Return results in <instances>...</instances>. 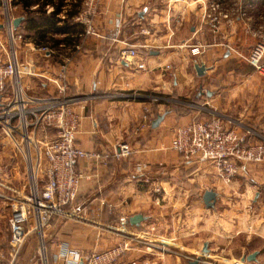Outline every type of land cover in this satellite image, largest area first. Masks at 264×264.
Returning a JSON list of instances; mask_svg holds the SVG:
<instances>
[{
	"label": "crops",
	"instance_id": "obj_1",
	"mask_svg": "<svg viewBox=\"0 0 264 264\" xmlns=\"http://www.w3.org/2000/svg\"><path fill=\"white\" fill-rule=\"evenodd\" d=\"M85 1L30 0L26 10L14 6L19 14L12 17H24L15 30L24 39L16 40L15 49L28 94L58 96L65 69L66 97L73 98L80 117L77 144L108 154L80 160L85 177L73 209L83 217L52 220L45 231L48 264L63 263L57 259L63 244L101 251L126 237L132 248L115 264H151L146 257L152 247L145 245L180 249L171 264H188L199 255L200 264H264V159L247 163L227 182L211 162L183 161L171 148L178 126L215 116L225 128L247 134L248 143L264 141V77L248 63L254 71L242 75L235 68L230 84L222 73L217 84L211 81L227 68L228 45L248 54L257 34H264L256 20L264 0H216L232 18L217 29L204 17L215 0H101L95 34H87L78 19ZM52 17L66 29H48ZM195 45L200 53L193 52ZM127 46L137 49L135 58L123 57ZM197 64L206 66L204 74ZM159 115L164 118L153 127ZM119 142L132 146L131 156H113ZM208 190L217 193L212 208L204 201ZM136 214L144 216L138 225L130 223ZM121 217L128 218V234L114 228ZM254 252L257 261L242 260Z\"/></svg>",
	"mask_w": 264,
	"mask_h": 264
},
{
	"label": "built area",
	"instance_id": "obj_2",
	"mask_svg": "<svg viewBox=\"0 0 264 264\" xmlns=\"http://www.w3.org/2000/svg\"><path fill=\"white\" fill-rule=\"evenodd\" d=\"M101 0H86L85 7L78 19L86 25L87 34H95L93 18ZM242 16L248 17L246 10ZM205 19L217 29L221 20L230 22V13L223 8L222 2H210L204 13ZM11 30V27H10ZM15 40H23L21 34L11 30ZM257 40L248 54L239 53L240 58L251 64L258 74L264 77V34H257ZM39 49L46 51V47ZM194 53H200L195 45ZM123 57L138 55L136 48L127 46ZM145 68L144 63H139ZM24 64L18 58L16 49L0 59V133L7 136L14 145L25 152L29 164V194L25 200L9 197L13 201L10 218L11 238L10 259L3 262L0 251V264H14L19 251L33 233L37 232L47 255L45 231L56 217L78 215L73 209L81 182L85 177L78 165L82 159H106L108 154L96 150H86L77 144V132L80 117L73 109V98L66 97L68 81L65 69L60 74L58 96L36 98L28 94L22 85L20 76ZM141 126L148 124V118ZM247 134L235 128L227 129L219 116L190 122L174 130L171 148L186 162L202 160L211 162L218 176L230 182L249 162L264 159V141L248 143ZM133 148L127 142H119L113 148V156L126 158L131 156ZM128 218L121 217L117 232L128 234ZM132 248V240L122 239L114 246L101 251L84 252L69 245H61L57 259L61 264H115L121 256ZM42 255V253H41ZM47 264V256H43Z\"/></svg>",
	"mask_w": 264,
	"mask_h": 264
},
{
	"label": "rangeland",
	"instance_id": "obj_3",
	"mask_svg": "<svg viewBox=\"0 0 264 264\" xmlns=\"http://www.w3.org/2000/svg\"><path fill=\"white\" fill-rule=\"evenodd\" d=\"M258 3L259 6H262L260 2ZM262 9L263 11H261ZM262 9L256 10V20L258 23L260 22L264 24V18H261V16L264 15V8ZM16 14H19V9H15L10 0H0V24H3V27H0V59L2 60L6 59L9 52L17 48L16 40L12 37L10 30V27L12 26V17ZM234 52L235 51H231V56L226 60V70H221L219 74L215 73L211 79L212 83L217 84L221 81L218 76L221 73L222 76H224L225 82H227L226 84L232 83L235 80V74L232 73L235 68L242 69V75L254 69L246 61H244L243 58V61L238 59L240 56H237ZM23 147L24 144L22 145V149L16 147L14 143L7 138V136L0 133V251L3 256V262H7L8 259H10V218L13 210V201L9 200V197L15 196L16 198L25 200V197L29 194V164L25 157ZM145 246L150 248L152 247V249H150V251L152 250L151 253L148 254V257H146V259H149L150 262H152L151 264H155V261L156 264H161L165 262V260L168 264H171V259H175L177 252L181 253L180 249L170 246ZM40 248L41 243L39 235L35 232L32 236H30L25 245L19 251L14 264H42L44 260L41 255ZM46 259L48 264L49 257L47 256ZM210 262L213 264H225L224 262L216 260H210Z\"/></svg>",
	"mask_w": 264,
	"mask_h": 264
},
{
	"label": "water",
	"instance_id": "obj_4",
	"mask_svg": "<svg viewBox=\"0 0 264 264\" xmlns=\"http://www.w3.org/2000/svg\"><path fill=\"white\" fill-rule=\"evenodd\" d=\"M23 21H24L23 16L14 18L12 20L11 30L15 32V30L20 26L21 22H23ZM0 27H3V24H0ZM196 69H197L198 74L202 75L206 72L207 68L204 64H202V65L197 64ZM163 118H164V115H159L153 121L152 126L157 127L160 124V122L163 120ZM216 199H217V193L214 190H208L205 192L204 201H205L207 207H210V208L214 207ZM142 220H144V216L141 214H136L130 218V223L134 224V225H138ZM208 252H209V248L207 247V245H205L203 248V253H208ZM257 255H258V253L254 252V253L244 257L242 260L243 261L244 260L257 261ZM202 261H203V256L199 255L197 257H194L192 260H190L188 262V264H200V262H202Z\"/></svg>",
	"mask_w": 264,
	"mask_h": 264
},
{
	"label": "trees",
	"instance_id": "obj_5",
	"mask_svg": "<svg viewBox=\"0 0 264 264\" xmlns=\"http://www.w3.org/2000/svg\"><path fill=\"white\" fill-rule=\"evenodd\" d=\"M29 1L30 0H11V4L13 5V6H16V5H22V7H23V9L24 10H26V7H27V5L29 4ZM55 17H52V20H51V24L48 26V29H53V30H65L66 29V24L64 25L63 24V26H59V25H57V20H56V18L54 19ZM30 19H32V17L30 18Z\"/></svg>",
	"mask_w": 264,
	"mask_h": 264
},
{
	"label": "bare ground",
	"instance_id": "obj_6",
	"mask_svg": "<svg viewBox=\"0 0 264 264\" xmlns=\"http://www.w3.org/2000/svg\"><path fill=\"white\" fill-rule=\"evenodd\" d=\"M14 32V31H13ZM41 253H42V255L45 257L46 255H45V250H44V248L43 249H41Z\"/></svg>",
	"mask_w": 264,
	"mask_h": 264
}]
</instances>
